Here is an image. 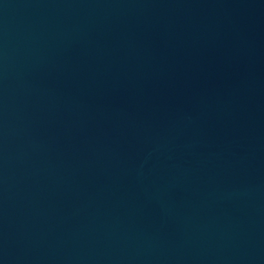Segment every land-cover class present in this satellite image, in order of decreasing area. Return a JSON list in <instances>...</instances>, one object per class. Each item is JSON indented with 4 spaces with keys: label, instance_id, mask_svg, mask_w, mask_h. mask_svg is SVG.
<instances>
[{
    "label": "water",
    "instance_id": "water-1",
    "mask_svg": "<svg viewBox=\"0 0 264 264\" xmlns=\"http://www.w3.org/2000/svg\"><path fill=\"white\" fill-rule=\"evenodd\" d=\"M0 264H264V0H0Z\"/></svg>",
    "mask_w": 264,
    "mask_h": 264
}]
</instances>
